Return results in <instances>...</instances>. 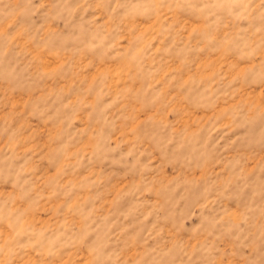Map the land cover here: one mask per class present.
<instances>
[{
    "label": "rangeland",
    "instance_id": "rangeland-1",
    "mask_svg": "<svg viewBox=\"0 0 264 264\" xmlns=\"http://www.w3.org/2000/svg\"><path fill=\"white\" fill-rule=\"evenodd\" d=\"M0 264H264V0H0Z\"/></svg>",
    "mask_w": 264,
    "mask_h": 264
}]
</instances>
